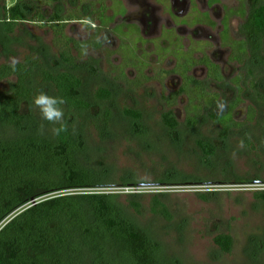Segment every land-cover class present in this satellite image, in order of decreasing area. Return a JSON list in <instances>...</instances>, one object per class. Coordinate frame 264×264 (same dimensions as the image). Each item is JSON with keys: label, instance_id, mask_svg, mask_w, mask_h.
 <instances>
[{"label": "rangeland", "instance_id": "rangeland-1", "mask_svg": "<svg viewBox=\"0 0 264 264\" xmlns=\"http://www.w3.org/2000/svg\"><path fill=\"white\" fill-rule=\"evenodd\" d=\"M13 1L0 0V65L11 64L13 58L19 62L29 54L39 56L43 67L51 72L77 73L83 81L81 97L92 104L88 112L65 107V116L75 138L76 160L100 186L64 194L114 195L121 218L143 238L145 257L141 256L139 262L125 249L107 248L100 258L90 254L83 264H264V200L256 197L264 192V103L256 99L248 84L253 80L248 70L253 68L260 74L259 89L264 93V62L232 61L231 51L221 38L222 22L227 17L230 35L243 37L249 15L264 0H119L127 7V14L116 15L114 22L99 34L102 47L86 48L87 54L84 51L73 67L61 62L52 29L35 16L36 0H25L29 20L22 22L13 35L6 34L2 24L5 8ZM48 1L41 8L47 18L54 12L65 14L76 8L89 13L100 5L98 0H59L50 4ZM103 1L111 5L106 13L112 15L116 10L115 0ZM197 10L207 12L212 23L192 27L179 22L191 19ZM89 22L73 20L66 25L65 33L79 41L90 39L94 31ZM125 23L134 24L147 41H141L135 27L127 35L114 30ZM178 37L184 49L190 48L193 41L201 42L202 50L221 66L225 80H208L207 88L219 94L218 100L225 101L227 106L223 113H218L217 100L202 111L195 126H189L188 99L182 96L173 106L179 122L173 132L161 120L169 109L164 96L176 91L181 79L165 72L175 67L177 59L161 48ZM130 47L146 62L142 69L124 65L125 57L131 58ZM200 54L201 51L196 53ZM193 74L198 79L206 78L203 67L195 68ZM239 75L244 79L241 85L245 91L233 116L242 125L230 129L223 138L222 126L208 113L224 115L228 111L239 95L232 81ZM11 83L12 80L4 81L0 86L7 92ZM30 85L38 92L54 95L49 84L40 83L35 77ZM100 86L111 90L110 101H94V91ZM125 106L142 112V117H127L123 112ZM251 106L257 112L253 121L248 120ZM104 107H109L114 116L110 129L101 139L89 120ZM29 109L31 115L20 128L0 125V138L12 140L35 132L53 139V126L41 121L30 104ZM247 139L250 144L246 143ZM198 140L211 144L214 154H204ZM154 196L168 207L172 219L152 211ZM132 202L139 203V212ZM218 234L233 237L232 252L224 253L215 244Z\"/></svg>", "mask_w": 264, "mask_h": 264}, {"label": "trees", "instance_id": "trees-1", "mask_svg": "<svg viewBox=\"0 0 264 264\" xmlns=\"http://www.w3.org/2000/svg\"><path fill=\"white\" fill-rule=\"evenodd\" d=\"M38 3L35 16L39 21L47 22L54 33V42L59 47V59L68 66H75L78 58L85 49H99L102 41L97 37L104 28L110 26L116 15H124L125 7L121 2L114 4L115 12L108 15L110 6L103 0H98L99 7H94L86 13L83 9L70 10L65 14L54 12L48 18L41 8L46 0H36ZM59 0H49L50 2ZM217 1V0H212ZM26 1L14 0L13 4L5 8L6 17L3 29L8 35H13L22 22L29 20L26 13ZM169 6V5H168ZM195 8V7H194ZM197 9V8H196ZM198 11V10H197ZM199 13V14H197ZM191 19H183L189 26L212 23L208 13L198 11ZM228 18V17H227ZM222 22L221 38L223 44L231 49L230 58L238 63L253 61L264 62V3L254 7L244 24V36L234 38L230 35L228 19ZM90 20V24L98 22L93 29L94 35L90 39L79 41L65 33L66 25L73 20ZM135 27L141 41L145 40L135 25L122 24L114 30L123 35ZM125 28L128 31H125ZM167 30L164 35L168 34ZM100 38V37H99ZM160 39V38H159ZM158 39V40H159ZM180 43V45H179ZM130 57H125L124 65L140 66L146 62L139 59L134 47H130ZM125 48H123L124 51ZM177 59L168 74H178L182 79L179 89L164 96L168 110L162 114L163 124L171 131H175L179 122L175 117L173 106L182 96H186L188 103L187 124L195 126L202 111L210 108L218 99L219 94L207 88V80L223 82L220 67L201 48V42L193 41L192 46L184 49L181 39L171 41L169 46L161 48ZM201 51L199 56L197 52ZM124 55V52H123ZM11 64L0 65V83L12 80L9 91L4 92L0 86V125L20 128L31 115L29 104L31 98L38 91L30 85L33 77L40 83L49 84L54 95H62L67 103L65 107L75 110L91 111L92 104L81 97L82 78L75 72H51L43 67L42 59L34 54L25 56L15 65V72ZM203 65L207 69V79H198L192 74L194 67ZM35 71V73H34ZM253 78L249 87L259 102L264 103V93L259 89L258 77L253 68L248 70ZM244 80L241 75L232 81L238 89V97L233 101L224 115L208 113L210 118L222 126L221 135L227 137L230 129L242 124L234 119V111L242 102L245 91L241 85ZM112 99L110 89L100 86L94 91V101L108 102ZM124 114L132 119H140L142 112L131 107L123 108ZM256 108L249 107L248 120L256 118ZM113 112L104 107L90 120L101 139L107 134L113 121ZM67 130L53 139H48L39 133H29L16 139L0 138V264H83L89 255L100 258L104 249L121 248L137 258L138 262L144 256L142 235L121 218V213L114 203V195L108 193L64 194L65 191L99 187L96 178L85 170L76 160L74 151L75 138L69 123ZM248 142V143H247ZM247 144L250 141L246 140ZM198 146L206 155H213L215 148L208 142L198 140ZM264 200V192L256 194ZM152 211L161 214L166 219H172L168 207L154 196ZM135 210L140 211L139 203L132 202ZM117 219V220H116ZM215 244L224 253L232 252L234 240L230 234H218L214 238ZM145 257V256H144Z\"/></svg>", "mask_w": 264, "mask_h": 264}, {"label": "clouds", "instance_id": "clouds-1", "mask_svg": "<svg viewBox=\"0 0 264 264\" xmlns=\"http://www.w3.org/2000/svg\"><path fill=\"white\" fill-rule=\"evenodd\" d=\"M90 23V22H89ZM92 27H95L93 24ZM105 41L107 37H104ZM97 42H100V38L97 37ZM85 51V55H86ZM17 61L13 58L11 60V69L15 72ZM67 101L62 95H50L45 91H39L34 94L31 98L30 108L39 113L41 121L52 125L51 131L55 135H60L62 132L67 130L66 116H65V105ZM226 102L223 100H218L216 102V109L218 113H223L226 108ZM40 131L43 133L44 124L40 126Z\"/></svg>", "mask_w": 264, "mask_h": 264}, {"label": "flooded vegetation", "instance_id": "flooded-vegetation-1", "mask_svg": "<svg viewBox=\"0 0 264 264\" xmlns=\"http://www.w3.org/2000/svg\"><path fill=\"white\" fill-rule=\"evenodd\" d=\"M211 1H212V0H211ZM118 2H121V1H119V0H115V1H114V3H115L116 5H117ZM212 2H214V1H212ZM121 3H122V2H121ZM122 5H123V6L125 7V9H126V13L124 14V15H126V14H127V11H128V10H127V7L125 6L124 3H122ZM169 9L171 10V7H170ZM203 13H207V12H203ZM124 15H122V16H124ZM175 18L177 19L178 17L175 16ZM182 20H183V19H181L179 22H180L181 24L187 25V23H183ZM125 24H126V23H125ZM127 24H128V25H134V24H130V23H127ZM199 25H203V24H196L195 26H199ZM188 26H189V25H188ZM193 27H194V26H193ZM158 39H159V38H158ZM156 40H157V39H156ZM198 42H199V41H198ZM230 51H231V49H230ZM210 58H211V57H210ZM211 59H212V58H211ZM212 61H213L215 64H217V65L220 67V69H221V66H220L217 62H215L213 59H212ZM197 67H203V68L205 69V71H206V78H205V79H207V74H208V72H207L206 67L203 66V65H198V66L194 67V69L197 68ZM172 69H173V68H172ZM172 69H171V70H172ZM194 69H193V70H194ZM221 72H222V74H223V76H224V73H223L222 69H221ZM192 74H193V71H192ZM173 75H176V76H178V77L181 79L180 75H178V74H173ZM193 75H194V74H193ZM194 76H195V75H194ZM202 80H204V79H202ZM208 80H212V79H208ZM208 80H207V81H208ZM213 81H214V80H213ZM181 83H182V79H181ZM180 86H181V84H180ZM178 89H179V88H178ZM178 89H177V90H178ZM177 90H176V91H177ZM174 92H175V91H174Z\"/></svg>", "mask_w": 264, "mask_h": 264}]
</instances>
